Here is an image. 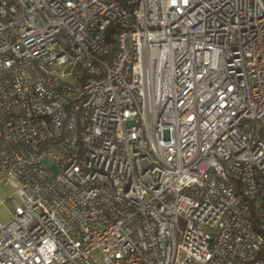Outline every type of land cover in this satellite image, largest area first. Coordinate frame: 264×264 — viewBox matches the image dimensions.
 I'll return each mask as SVG.
<instances>
[{
    "label": "built area",
    "instance_id": "obj_1",
    "mask_svg": "<svg viewBox=\"0 0 264 264\" xmlns=\"http://www.w3.org/2000/svg\"><path fill=\"white\" fill-rule=\"evenodd\" d=\"M0 184V264H264V0H0Z\"/></svg>",
    "mask_w": 264,
    "mask_h": 264
},
{
    "label": "rangeland",
    "instance_id": "obj_2",
    "mask_svg": "<svg viewBox=\"0 0 264 264\" xmlns=\"http://www.w3.org/2000/svg\"><path fill=\"white\" fill-rule=\"evenodd\" d=\"M52 170L54 172H57V170H58L57 166H53ZM12 191H13L12 187L0 185V200L7 198ZM11 206L12 205H11L10 200H6L5 204L0 205V218H1L2 221L7 220V218H8V210L10 208H12Z\"/></svg>",
    "mask_w": 264,
    "mask_h": 264
},
{
    "label": "crops",
    "instance_id": "obj_3",
    "mask_svg": "<svg viewBox=\"0 0 264 264\" xmlns=\"http://www.w3.org/2000/svg\"><path fill=\"white\" fill-rule=\"evenodd\" d=\"M0 185H2V184H0ZM4 186H9V185H4ZM11 187V186H10Z\"/></svg>",
    "mask_w": 264,
    "mask_h": 264
}]
</instances>
